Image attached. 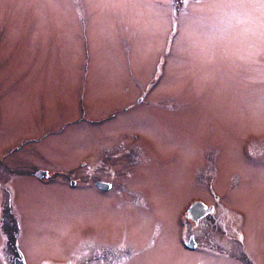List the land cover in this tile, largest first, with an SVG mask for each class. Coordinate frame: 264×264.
<instances>
[{
	"label": "rangeland",
	"instance_id": "1",
	"mask_svg": "<svg viewBox=\"0 0 264 264\" xmlns=\"http://www.w3.org/2000/svg\"><path fill=\"white\" fill-rule=\"evenodd\" d=\"M206 4L0 0V206L31 223L30 253L64 254L75 238L67 223L94 222L89 165L80 166L91 135L137 131L158 161L132 182L136 151L119 164L120 181L149 197L138 220L110 225L113 236L126 227L146 249L159 231L145 264H239L235 226L264 264V8L225 14ZM96 152L104 159L99 139ZM64 173L84 175L83 187L60 183ZM207 182L241 221L214 207L188 224L197 246L188 251L183 203Z\"/></svg>",
	"mask_w": 264,
	"mask_h": 264
},
{
	"label": "flooded vegetation",
	"instance_id": "2",
	"mask_svg": "<svg viewBox=\"0 0 264 264\" xmlns=\"http://www.w3.org/2000/svg\"><path fill=\"white\" fill-rule=\"evenodd\" d=\"M172 2L175 5H180L184 0H181V2L180 0H172ZM91 139L93 140V146L88 155L89 158L80 160V166L89 165V172L85 174L89 175V180H87L88 183L83 186L92 187V190H90L91 192H89V198L91 202L94 203V206H92L93 208L91 207L92 211L89 213L91 217H93L92 219H94V222L82 226L76 223H67L68 228L63 230L65 233H69L68 229H72L75 238L73 242L74 245L69 247V250L64 254L30 253L27 247L33 248L32 242L34 241V237L32 240L29 238L31 236V231L34 229L31 223L29 227L25 228L16 220H9V218L14 219L12 218V212L10 209L6 212V208H4L5 211L2 212L0 206V264H145V256L148 254V251L149 255L152 252L151 250L155 246V241L158 240L157 236L160 232L158 231L154 235V241L152 240L145 249L143 240L139 237H135L136 234L129 235L130 232H128V228L121 227L124 232L120 231L117 235L113 236L110 225L116 227L115 223L124 224L127 218L130 217L138 220L140 213L136 210L137 203L140 204L142 199L148 194V192L138 189L137 187L130 188L126 180L120 181L119 164L134 162L129 149L132 148L135 150L137 153V158L135 160L137 166L135 170L131 172V182L137 181L143 177L141 171H143L144 168L149 169L152 163L158 161L156 150H153L151 145L148 144L137 131L117 133L114 137H109L100 131L97 135L92 134ZM98 139L104 144V159L97 158L96 149ZM102 167L104 170L103 175L99 174ZM42 171L44 170L35 172V176L38 179L53 180L47 171L42 175H37L38 172ZM128 175L129 174H126V177ZM82 176L84 175L81 173H64L60 175L61 179L58 181L65 184L69 189H77L78 186H82ZM204 191L205 193H203V196L199 195L200 197H193L194 199L189 198L188 201L183 203L182 216L184 215L185 218L186 229L181 244L188 251L197 249L193 234L188 231V224H198L204 217L212 215L215 212L214 207L220 209L223 215H227L235 223L239 224V221H241L240 216L234 218L230 217V213L227 212L225 208L218 206V197L213 190V184L208 182L205 183ZM204 194L208 195L211 201L207 202ZM147 196L149 197V194ZM194 204H198L202 207V211H204V214L197 219H194V212H190V208ZM5 214L8 216V220H5ZM41 224L50 226L46 223ZM157 225L158 223L156 226ZM234 228H236V230H234ZM237 228L238 227L233 226V231L240 236V245L238 247L234 245V250L238 248L237 250L240 251L239 254H235L237 258H233V260H236L239 264H242L240 263V259L245 260V264H261L255 257H251L248 249L242 246L244 236L239 228ZM45 232H48L47 227ZM232 241L234 243L233 239ZM189 242H191L192 245H189ZM219 251L220 253L224 252L221 248ZM215 253L218 254V252ZM223 255L229 257V255L225 253ZM155 260L156 259H154V263Z\"/></svg>",
	"mask_w": 264,
	"mask_h": 264
},
{
	"label": "snow or ice",
	"instance_id": "3",
	"mask_svg": "<svg viewBox=\"0 0 264 264\" xmlns=\"http://www.w3.org/2000/svg\"><path fill=\"white\" fill-rule=\"evenodd\" d=\"M185 2L187 3L188 0ZM196 2L199 3L200 0H196ZM256 4L264 8V0H207L206 6L218 13L226 14L230 11L255 7Z\"/></svg>",
	"mask_w": 264,
	"mask_h": 264
},
{
	"label": "water",
	"instance_id": "4",
	"mask_svg": "<svg viewBox=\"0 0 264 264\" xmlns=\"http://www.w3.org/2000/svg\"><path fill=\"white\" fill-rule=\"evenodd\" d=\"M44 173H45L44 171L38 172L37 175H42ZM190 210H191L190 212H194V214H195L194 219H197L198 217H200L201 215L204 214V211H202L203 210L202 207H200L198 204H194L193 206H191ZM188 244L192 245L191 242H189Z\"/></svg>",
	"mask_w": 264,
	"mask_h": 264
}]
</instances>
